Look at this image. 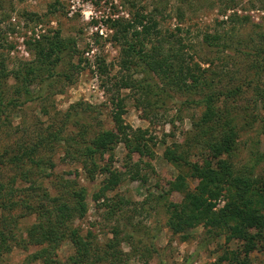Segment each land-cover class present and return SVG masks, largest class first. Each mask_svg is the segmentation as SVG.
I'll list each match as a JSON object with an SVG mask.
<instances>
[{"label": "rangeland", "instance_id": "rangeland-1", "mask_svg": "<svg viewBox=\"0 0 264 264\" xmlns=\"http://www.w3.org/2000/svg\"><path fill=\"white\" fill-rule=\"evenodd\" d=\"M136 14L156 21L170 42L165 50L183 45L185 56L201 67V84L169 90L160 100L151 97V108L141 102L140 92L122 86L127 72L119 67L120 46L112 40L111 23ZM230 15L243 21L228 22ZM231 30V49L217 54L206 48L204 35ZM54 34L68 47L63 62L40 71L28 84L32 100L25 101L23 94L14 92L21 84L16 76L35 61L36 44ZM262 41L264 0H1L0 59L7 77L0 78V95L5 106L12 103L0 113V238L10 247L0 253V264H43L34 259L41 246L29 241L28 229L37 222L46 225L49 216L40 214L38 207L53 212L54 199L71 203L77 188L84 189L86 212L69 226L90 232L99 242L113 238L115 229L122 253L115 264H214L234 250L237 244L224 233L215 235L202 226H169L165 205L183 199V191L170 190L171 183L182 175L192 190L199 177L183 162L167 161L164 152L179 147L189 162L200 165L211 154L208 145L223 131H233L229 160L235 174L264 179V54L253 50L264 47ZM237 42L244 45L238 46L243 54L235 52ZM150 45L146 42L147 48ZM102 63L106 69H100ZM67 112L73 118L62 123ZM115 116L132 129H147L145 139L152 142L147 156L128 157L123 144L104 156L106 164L122 174L117 187L105 194L111 210L120 209L110 215L109 206L93 201L106 174L98 171L90 178L66 150L67 140L74 138L69 144L81 148L82 139L114 130ZM61 123L66 126L59 140H48ZM25 150H33L32 160L24 155L11 163L13 155ZM130 165H139L145 182L130 178ZM72 251V245L63 242L57 258L65 260ZM249 257L252 264H264V251Z\"/></svg>", "mask_w": 264, "mask_h": 264}, {"label": "trees", "instance_id": "trees-1", "mask_svg": "<svg viewBox=\"0 0 264 264\" xmlns=\"http://www.w3.org/2000/svg\"><path fill=\"white\" fill-rule=\"evenodd\" d=\"M238 21L243 20L234 15L228 17V22L234 24ZM111 26L114 30L112 40L120 46L119 67L127 72V78L122 81V86L140 92L141 102L147 101L150 108L152 107L149 99L151 97L160 100L163 95L168 94L169 90L191 89L192 87L196 88L197 84H201L199 82L201 76L197 74V69H201V67L198 63H193L190 57L188 59L185 56V53L182 52L183 45L178 48L171 46L165 50V46L170 42L162 36V32L157 29L156 21L151 17L136 14L128 21L115 20ZM233 35V30L224 32L222 35L206 34L203 42L207 49L210 48L211 51L221 54L232 48L229 42H232ZM146 42L151 44L149 48H147ZM65 43L58 34H54L36 44L35 61L24 70L23 74H19V77L16 76L21 83L14 90L17 95L23 94L25 101L32 100L28 84L40 77V71L54 69L62 64V54L68 48ZM233 46H235L233 48L237 54H243L244 51L238 47H244L242 43L237 42ZM245 46H247V42ZM253 50L258 55L262 51L264 54L262 44L256 45ZM103 65V63L100 65V69H106ZM5 69L4 61L0 59V78L7 77ZM134 76H140V78ZM202 78L205 76L203 75ZM189 79L191 81L187 84ZM11 103L12 101L8 102L6 106ZM14 104L17 103L14 102ZM6 106L3 96L0 95L1 114L6 110ZM65 115L68 118L62 123L69 122L73 118L69 112ZM76 117H79L78 113ZM114 122V130L97 131L87 140H83L81 137L83 142H78L83 146L81 148H72L70 144L74 142V138L67 140L66 150V155L80 161L90 178H93L98 171L106 174L107 177L103 180L99 191L93 195V201L98 203L101 201V205L109 206L110 215L120 209L111 210L113 205L110 206L107 203L108 198L105 194L108 190L112 191L117 187L122 174L106 164L104 156L107 153L111 155L117 144L124 145L128 157L135 153L147 156L150 153L149 143L152 142L150 137L145 139L148 133L147 129H132L124 124L119 116H115ZM65 126L66 124H62L57 131L49 134L48 140H53V138L59 140L58 134L63 132ZM87 127L89 126L85 128ZM234 142L235 133L223 131L219 138L208 145L211 154L200 165L189 162L183 152H178L179 147L167 148L164 152V158L167 161L175 165H181L183 162L184 165L191 168L192 175L199 177L197 185L192 190L186 188V182L182 175L177 176L171 183L170 190L183 191V199L179 203L165 205V211L169 214V226L175 229L202 226L215 235L224 233L226 240L237 244L234 250H230L228 254L218 258L214 264H223L222 261L227 259L230 261L229 264H252L250 253L264 251V179L251 180L248 177H240L235 174L229 160ZM32 151L25 150L21 155H13L11 163L21 161L24 155L32 160ZM35 162L40 167L41 161L36 160ZM49 167L52 169L53 164H49ZM129 167L130 170L134 169L130 171L132 180L146 181V177L140 174L139 165H130ZM71 196V203L54 199L53 202L56 205L53 212L44 209L43 205L38 207L40 214L43 216L47 214L49 217L45 220L46 225L37 222L28 229L29 241L41 246V249L34 254V259L41 260L43 264H101L102 262L115 264V261L120 260L122 255L119 247L120 242L117 240V231L112 230L113 238L99 242L92 237L90 232L83 234L79 229L69 226V222L75 218H81L86 212L84 189H74ZM220 203L223 204L220 205ZM26 208L30 210L32 206L27 205ZM2 238L3 236L0 238V253L10 249ZM63 242H69L73 251L65 260H60L57 258L56 250Z\"/></svg>", "mask_w": 264, "mask_h": 264}]
</instances>
